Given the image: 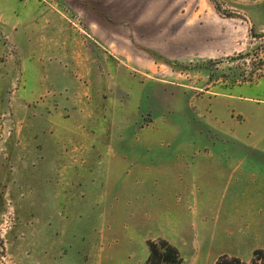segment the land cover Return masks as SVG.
I'll return each mask as SVG.
<instances>
[{"label":"rangeland","instance_id":"obj_1","mask_svg":"<svg viewBox=\"0 0 264 264\" xmlns=\"http://www.w3.org/2000/svg\"><path fill=\"white\" fill-rule=\"evenodd\" d=\"M260 137L264 0H0V264H252L263 211L216 186ZM193 176L211 241L158 203Z\"/></svg>","mask_w":264,"mask_h":264},{"label":"crops","instance_id":"obj_2","mask_svg":"<svg viewBox=\"0 0 264 264\" xmlns=\"http://www.w3.org/2000/svg\"><path fill=\"white\" fill-rule=\"evenodd\" d=\"M244 99L245 101H248V98ZM261 134L262 133H260V135ZM259 139L260 141H256V139L255 142L246 144L250 145L248 147H250L256 155H259L260 158L243 157L238 160L235 165V169L232 170V174L230 175L232 180L227 181L226 183L223 182L221 185H217L216 188L229 194L231 198L254 199V201L252 200L251 202L253 205H250L251 208L254 209V213L256 214L257 212L263 211L264 214V139L262 137ZM214 185V181H209L206 177L203 179L198 176H193L188 180V182H182V184L179 183L171 186H166L164 184L159 186V188H161L160 190L164 191L168 189L174 194V196L172 198H167L164 202H158L160 204L158 205L163 207V209H174L178 214V217L181 218L180 215L183 214L181 211L182 206L179 204V200L177 199L181 198V195L176 196V194L186 193V198H188V202L193 207V210L189 212L187 211V215L183 216V219L195 224L196 228L194 227L193 229L195 231L198 230V234L202 239L207 240L209 238L210 241L214 240L210 236V233L213 230V223H216L217 225L220 224L219 222L222 220L220 212L212 213V210H208L207 208L208 202L211 204L214 192L217 191ZM189 215L191 216L189 217ZM191 217L194 219L191 220ZM214 228H217V226H214ZM263 229L264 227L258 228L259 231H262ZM186 236L193 240L192 236L188 234L182 235L181 238L185 241Z\"/></svg>","mask_w":264,"mask_h":264},{"label":"trees","instance_id":"obj_3","mask_svg":"<svg viewBox=\"0 0 264 264\" xmlns=\"http://www.w3.org/2000/svg\"><path fill=\"white\" fill-rule=\"evenodd\" d=\"M252 264H264V249H256L252 255ZM217 264H246L238 257L223 255Z\"/></svg>","mask_w":264,"mask_h":264}]
</instances>
